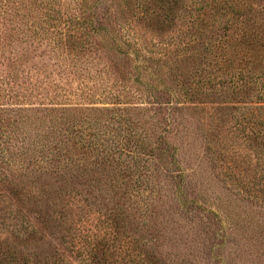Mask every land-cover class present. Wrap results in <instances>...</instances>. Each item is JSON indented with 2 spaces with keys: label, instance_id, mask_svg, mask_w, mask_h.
<instances>
[{
  "label": "trees",
  "instance_id": "trees-1",
  "mask_svg": "<svg viewBox=\"0 0 264 264\" xmlns=\"http://www.w3.org/2000/svg\"><path fill=\"white\" fill-rule=\"evenodd\" d=\"M189 109L264 207V0H0V264H158L124 235L125 198L141 155L175 161ZM85 207L109 226L65 247L53 224Z\"/></svg>",
  "mask_w": 264,
  "mask_h": 264
},
{
  "label": "rangeland",
  "instance_id": "rangeland-1",
  "mask_svg": "<svg viewBox=\"0 0 264 264\" xmlns=\"http://www.w3.org/2000/svg\"><path fill=\"white\" fill-rule=\"evenodd\" d=\"M181 102L179 99L175 106H183ZM202 115L205 113L183 111L181 123L165 134L173 148L174 162L139 157L136 173L143 176L137 197L125 198L124 208L128 207L131 215L126 218L124 235L137 249H143L142 253L157 258L158 264H264V207L251 205L239 182L228 175V161L240 168L242 158L217 156L206 146L211 132ZM124 191L129 188H116L119 194ZM102 195L98 192V201ZM88 217L85 207L84 214L76 215L73 223L53 224L58 226L56 231L62 234L65 247L92 240L91 223L100 231L109 226L103 217L96 222ZM148 225L156 231L160 244L156 256L151 253ZM103 249L106 254L102 264H115L108 255L111 253Z\"/></svg>",
  "mask_w": 264,
  "mask_h": 264
}]
</instances>
